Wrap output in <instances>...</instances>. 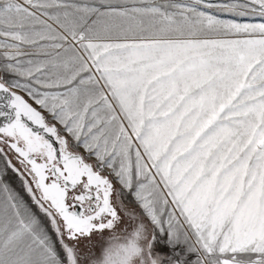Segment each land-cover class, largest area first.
<instances>
[{"label":"snow or ice","instance_id":"6c2138e0","mask_svg":"<svg viewBox=\"0 0 264 264\" xmlns=\"http://www.w3.org/2000/svg\"><path fill=\"white\" fill-rule=\"evenodd\" d=\"M0 73V264H264V0H0Z\"/></svg>","mask_w":264,"mask_h":264},{"label":"rangeland","instance_id":"374dc122","mask_svg":"<svg viewBox=\"0 0 264 264\" xmlns=\"http://www.w3.org/2000/svg\"><path fill=\"white\" fill-rule=\"evenodd\" d=\"M71 2H75V3H81L83 2V0H71ZM88 2H92V0H88ZM211 2L213 3H220V2H228V0H211ZM214 14H218L216 12V10H213ZM222 18L225 19H238L241 22H261V17L259 16H245V17H236L234 15H227V14H222ZM0 75H2V73H0ZM7 78V77H5ZM15 163V161H14ZM17 167H20L17 164ZM4 181L6 183L9 184V186L16 192H18L25 201H27L32 207L33 210L36 211L35 205L32 204L30 197L25 193L24 189H23V185H22V180L20 178V176L14 172H12L11 170H8L7 175L4 177ZM126 203L129 204V207L135 208V205H132L130 203V198L129 201H126ZM135 210L137 212H139L138 208H135ZM41 219L44 220L45 224H47V220L41 215ZM125 225H127V231L124 230ZM132 224L130 222L125 221L124 225L119 226L115 232L118 236H120V241L122 242L123 239L131 232L132 230ZM112 233L105 231V233L103 234L104 239H100L98 238L96 235L93 236V242L95 243V247L92 249V252L94 253L93 258L94 259H99L100 258V254H101V250L102 248H104L106 246L107 243V237L111 236Z\"/></svg>","mask_w":264,"mask_h":264}]
</instances>
